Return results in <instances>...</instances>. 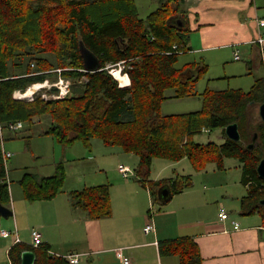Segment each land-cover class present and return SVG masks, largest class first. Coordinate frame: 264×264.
I'll return each instance as SVG.
<instances>
[{"label": "trees", "instance_id": "trees-1", "mask_svg": "<svg viewBox=\"0 0 264 264\" xmlns=\"http://www.w3.org/2000/svg\"><path fill=\"white\" fill-rule=\"evenodd\" d=\"M156 1V10L143 19L136 0H0V121L32 125L49 118L51 127L45 133L65 146L80 141L90 148L93 139H100L107 146L138 156L136 171L143 180H148L152 162L157 158L170 162L188 158L201 168L213 159L219 161L222 154L236 157L243 162L251 196L259 203L264 197V180L256 169L264 158V123L261 121L255 128L250 109L251 104L264 102V79L257 80L248 93L206 90L200 95L202 110L163 115L161 106L166 100L199 95L194 88L208 67L203 62H189L177 68L181 55L189 50L187 2ZM81 41L99 58V71L86 72ZM40 52L55 54L57 65L36 57L35 53ZM21 55L22 61L12 66L11 61ZM24 55L29 57L27 65L23 64ZM109 64H124L122 73L128 75L129 87L119 86L110 74ZM54 66L63 69L62 76L74 83L87 80L82 91L63 100L14 98L16 91L24 92L31 85L48 80L49 75L44 73ZM35 72L39 74L30 75ZM171 90L174 95L168 96ZM232 123L239 124L241 142L227 139L218 146L194 140L203 130L223 129L225 133ZM253 131L258 133V142L249 150L246 144ZM5 175L0 141V204L9 207V187L2 181ZM65 179V169L59 166L51 177L26 174L21 186L31 202L51 200L62 191ZM191 181L187 177L175 182L174 190L189 187ZM165 183L171 182L150 183L153 196ZM75 200L94 218L111 214L109 186L86 188L76 193ZM259 209L264 210L262 206ZM27 249L36 253L35 264H64L49 257L46 247L33 249L22 244L10 250L13 264H21L22 252ZM190 252L186 251L184 264H201L198 254L193 257Z\"/></svg>", "mask_w": 264, "mask_h": 264}, {"label": "crops", "instance_id": "crops-1", "mask_svg": "<svg viewBox=\"0 0 264 264\" xmlns=\"http://www.w3.org/2000/svg\"><path fill=\"white\" fill-rule=\"evenodd\" d=\"M186 2L189 50L183 55L192 56L193 62H203L208 68L213 63L228 68L225 78L234 82L252 78L251 89L257 80L264 79V43L256 42L261 33L257 20L264 19V0ZM198 57V61L194 60ZM20 93H14L16 100H21ZM43 120L51 126L49 118ZM219 130L221 143H208L221 146L227 142L223 129ZM213 131L203 130L201 134ZM18 132L6 131L5 140H16ZM78 142L69 147L63 161L49 162L42 167L46 172L38 173L29 171L20 155L9 152L13 142L4 141V150L11 153L7 164L11 201L7 208L13 215L0 216V264H13L10 250L17 244L33 248V229L42 234L49 257L64 264H73L66 258L69 255H82L78 264H121L117 252L131 264H184L186 251H191L190 256L198 254L201 264H264V210L259 209L260 201L257 203L251 196L252 188L239 158L222 154L219 161L207 162L206 168H197L188 158L177 162L157 158L152 162L148 180H143L136 171L138 156L94 139L90 148ZM185 161L190 162L187 164L193 171L178 169ZM211 162L214 164L210 165ZM120 165L130 167L135 176L125 178L119 171ZM59 166L66 172L62 191L51 200H27L21 186L23 177H51ZM187 177L191 178V185L175 191V182ZM159 181L171 183L159 187L155 197L150 183ZM103 185L110 188L111 214L94 218L76 205L75 195ZM162 187L172 190L167 201L159 195ZM222 210L229 213L230 220H221ZM232 221L240 225L239 230L234 229ZM148 223L154 230L145 234ZM3 231L9 235H2Z\"/></svg>", "mask_w": 264, "mask_h": 264}, {"label": "rangeland", "instance_id": "rangeland-1", "mask_svg": "<svg viewBox=\"0 0 264 264\" xmlns=\"http://www.w3.org/2000/svg\"><path fill=\"white\" fill-rule=\"evenodd\" d=\"M136 4L139 9L140 17L143 19H145L151 12L156 10V8L158 7V2L156 0H136ZM22 56L23 55H21L17 59H13L11 61V65L13 66L14 62L15 63L21 62ZM35 56L44 57L50 62V64L57 65L55 54L40 52V53H35ZM194 60L198 61L199 57ZM28 61H29V57L24 55L23 64L27 65ZM189 62H193L192 56H189L188 54L182 55L180 57L179 63L177 64V68H181L184 64L189 63ZM31 64H32V68L36 69V65L34 64V62H32ZM54 68L55 69L48 70L47 72L44 73V74L49 75V78L44 83H41L43 85L42 88L34 89V92L29 98L27 99L21 98V100L33 101L37 97H41L45 101L63 100L66 97L73 94V92L80 93L79 91L80 90L82 91L83 89L82 86L84 83L87 82V80L82 79L78 83H74L72 79H67L62 76L63 69H59L57 68V66L56 67L54 66ZM124 68H125L124 64H118V65L109 64L108 65V69L112 76H114L112 73L113 70L118 69L120 71V69L123 70ZM34 74L37 75L39 73L35 72L30 75H34ZM227 74H229L228 68L224 69L223 67H220L219 65H215V63H213L208 68V72L202 76L201 80L196 84L194 88L195 92L199 95L194 96V97L184 98V99H168L162 103L161 113L165 116L181 115V114L193 113V112L202 110L203 99L200 95L204 93L206 90H209L211 92H216V91H222V90H227V89L240 88L242 91L246 93L250 91L253 85L252 78L248 80L244 79L241 81L238 80L234 82V79L225 78ZM255 76L256 75H253L252 77L255 78ZM67 82H70L71 84L70 91L68 92V94H62L64 92L61 88H64ZM118 83H119V86L122 87V83H120V81H118ZM33 85L28 87L26 91L24 92L21 91V94L26 93L30 88L33 87ZM167 95L168 96L174 95V90L168 91ZM258 106L259 105H256V106L254 105L250 109V114L254 118L253 126L255 128L259 125V123H262L261 119L258 116L259 114ZM43 119L44 118H42L40 121H36L32 125L26 124L25 128L18 132L19 134L16 140H10V141L5 140V143L13 142L12 147L10 146L11 151H9L8 149L7 150L11 153L15 152V155L17 154L20 155V159L24 160L25 162L24 166H27L28 170L31 172H38V173L46 172V170H43L42 167L48 164L49 162H55L59 160L63 161L64 158H66L67 156L66 151H69L68 149L70 147V146L59 144L58 140L53 135H43L46 132V130L47 131L49 130L48 129L49 125ZM50 127L51 126H49V128ZM220 132L221 130L218 129L208 134L198 135L195 137V141L197 143H202V144H206L208 142H215L219 144L221 143V140L219 139ZM255 132L253 131V133ZM253 133H251V138H252ZM94 140L97 141V143L102 142L100 139H94ZM250 140H249V143H250ZM78 145H81L80 142H78ZM214 162H211L210 165H213ZM187 163H190V162L185 161L181 163L179 166H177L178 169L181 170L182 168H190L189 170L193 171L192 167L188 166ZM208 165L209 163L205 164L203 167L206 168ZM227 166L228 164L226 163L225 167ZM230 171H235V169L231 168ZM186 174H189V173H186Z\"/></svg>", "mask_w": 264, "mask_h": 264}, {"label": "built area", "instance_id": "built-area-1", "mask_svg": "<svg viewBox=\"0 0 264 264\" xmlns=\"http://www.w3.org/2000/svg\"><path fill=\"white\" fill-rule=\"evenodd\" d=\"M257 26L260 29L261 33L259 32V35H258V37L256 39V42L259 43L260 45H263V43H264V19L257 20ZM174 49L177 51V49H178L177 46H174ZM180 54H182V52H180ZM235 59L236 60L239 59L238 53L235 54ZM120 70L122 71V69H120ZM37 84H41V83H37ZM70 86H71L70 82H67L65 87L61 88L63 90V92H64L62 94H68V92L70 91ZM18 98H20V97H18ZM25 125L26 124L24 122H22V121L10 122V123H7V124H4V123H2L0 121V141H1L2 153H3V156H4V163H5V170H6L5 178L2 181L4 183L8 184V185L10 184V180H9L8 171H7V164H8L9 159L11 158V153L6 152L4 150L5 132L8 131V132H11V133H16V132L24 129ZM119 171L125 178H129L131 176H135L134 171L130 167H127L125 165H120L119 166ZM221 220L222 221L230 220L229 213H227L226 211L222 210L221 211ZM232 224H233L235 230H239L240 229V225L236 221H232ZM153 230H154V226L151 223H148L145 226V228H144V233L145 234H149ZM2 235L8 236L9 233L6 232V231H3ZM31 236H32V241H31V245H30L31 247L40 248L41 246H43V238H42V234L40 233V231H38L36 229H33L32 233H31ZM16 240H17V242H19L18 238H16ZM117 255H118L119 259L121 260V264H131V261L128 258L124 257L122 255V253L117 252ZM66 258L71 263L78 264L81 261L82 255H69Z\"/></svg>", "mask_w": 264, "mask_h": 264}, {"label": "water", "instance_id": "water-1", "mask_svg": "<svg viewBox=\"0 0 264 264\" xmlns=\"http://www.w3.org/2000/svg\"><path fill=\"white\" fill-rule=\"evenodd\" d=\"M80 53L84 61V67L86 72L94 73L100 70L101 63L99 58L91 52L81 41L80 42ZM259 116L264 123V102L259 105ZM225 134L227 138L233 142H241L242 135L239 129L238 123L229 124L225 128ZM258 138V133H254L252 143L247 147L249 150L253 149L255 146V142ZM257 174L258 176L264 180V158L259 162L257 166ZM159 195L165 199V201L169 200L172 197V190L170 187H162ZM260 205L264 207V198L260 200ZM13 215L11 209L7 208L0 204V216L4 218H9ZM37 259V255L32 250H24L21 256V264H35Z\"/></svg>", "mask_w": 264, "mask_h": 264}, {"label": "bare ground", "instance_id": "bare-ground-1", "mask_svg": "<svg viewBox=\"0 0 264 264\" xmlns=\"http://www.w3.org/2000/svg\"><path fill=\"white\" fill-rule=\"evenodd\" d=\"M112 73L115 76V78L118 81H120V83H122V87L128 86V84H129L128 75H123L121 70L119 71L118 69L113 70ZM42 86H43L42 84H38V85L36 84L32 88H30L26 93H23V94L20 93L19 97L22 99H27L32 95V93L34 92V89H40V88H42Z\"/></svg>", "mask_w": 264, "mask_h": 264}, {"label": "flooded vegetation", "instance_id": "flooded-vegetation-1", "mask_svg": "<svg viewBox=\"0 0 264 264\" xmlns=\"http://www.w3.org/2000/svg\"><path fill=\"white\" fill-rule=\"evenodd\" d=\"M252 139H253V137H252ZM252 139H251V141H252ZM248 145H249V144H248ZM248 145H247V146H248ZM256 145H257V143L255 142V146H256Z\"/></svg>", "mask_w": 264, "mask_h": 264}]
</instances>
